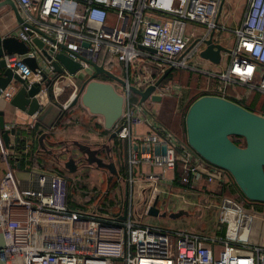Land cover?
I'll use <instances>...</instances> for the list:
<instances>
[{
	"label": "built area",
	"instance_id": "built-area-1",
	"mask_svg": "<svg viewBox=\"0 0 264 264\" xmlns=\"http://www.w3.org/2000/svg\"><path fill=\"white\" fill-rule=\"evenodd\" d=\"M13 1L22 20L35 29L28 34L27 26L18 24L21 29L17 33H0L14 35L29 45L23 54L3 53L1 57L4 66L24 80L26 88L41 78L40 70L44 71L52 101L67 111L77 81L93 71L90 61L101 63L124 79V84L110 78L99 79L110 82L113 88L117 84L119 91L114 89L122 96L120 115L106 130L115 132L108 141L112 154L119 155L115 159L114 186L119 187L115 194L123 195V203L100 205L92 198L86 205L73 207L71 203H82V193L106 197L107 187H81L76 198L69 192L77 181L73 183L67 176L39 167L28 171L30 185H19L0 131V224L5 264H264V247L250 245L239 236L246 228L243 221L247 215L245 208L230 197L222 196L217 210V221L225 225L223 235L171 230L141 222L151 205L158 209L159 194L168 192L165 186L171 189L176 159L181 160L182 181L193 185L203 175L207 180L216 177L220 184L223 180L215 165L208 164L179 140L143 101L139 104L132 100L128 87L131 84L142 90L171 66L176 73L185 68L198 70L201 75L196 74V86L207 94L242 99L256 90L264 95V0H244L240 23L231 29L235 41L228 48V62L218 71L199 66L203 58L198 53L204 46L202 38L211 30L214 34L225 29L216 18L220 0ZM11 17L15 20L12 12ZM195 26L201 31H196ZM33 36L52 47L51 59L60 50L77 61L79 68L72 73L65 69L56 72L50 59L31 41ZM195 37L199 38L187 48ZM24 56L36 57L38 66L34 72L23 62ZM188 79L182 82L178 74L169 76L155 85L149 95L175 99L172 111H179L189 102L188 97H183V91L190 88ZM231 84L246 89L241 95L230 94ZM19 85L11 78L0 88V98L9 102ZM39 86L35 97L41 106L49 99L46 85L39 81ZM42 91L44 96L39 95ZM260 114L264 116V111ZM96 121L102 125V118ZM34 122L32 114L29 126ZM139 125L145 129L137 132L134 128ZM10 126L13 124L5 125ZM120 165L123 171H119ZM121 214L124 217L118 219ZM247 247L248 252H243Z\"/></svg>",
	"mask_w": 264,
	"mask_h": 264
},
{
	"label": "water",
	"instance_id": "water-1",
	"mask_svg": "<svg viewBox=\"0 0 264 264\" xmlns=\"http://www.w3.org/2000/svg\"><path fill=\"white\" fill-rule=\"evenodd\" d=\"M224 0H220L216 12L218 17ZM7 4L11 10L17 24L27 26L26 32L31 34L35 27L22 20L18 8L13 0H1L0 6ZM199 37H195L187 46L190 47ZM204 46L199 51L198 55L203 59L216 64L220 60L221 51L228 52L229 49L224 47L219 42L213 40V30L208 35L201 39ZM31 41L41 50L47 59H50L53 69L56 72H61L65 69L67 72H74L79 68L77 61L69 58L62 51H55L51 59L52 47L43 44L40 39L33 36ZM59 47L65 49L63 43L58 42ZM86 46L87 42H83ZM145 47L142 45H137ZM47 48V49H46ZM152 50L149 47H145ZM29 45L22 39H18L14 35L0 34V88H3L6 83L14 78L20 85L9 100V104L15 108L16 112L21 114V119H14V123H23L29 125L31 116L34 114V120L46 128L53 126L55 120L66 109L58 102L47 100L41 106L38 104V99L35 94L39 91V81L44 85L49 83L44 71L40 70L41 78L32 81L26 88V84L22 78L12 72L8 67L4 66V61L1 57L3 53L23 54L27 52ZM23 62L34 72L38 66L35 56L22 57ZM93 68L79 84L76 93L69 101L67 107L73 106L80 102L90 113L99 114L102 117V126L108 129L114 120L120 115L122 108V96L115 91L112 84L107 81H102L96 78L98 74H102L110 79L116 80L119 83H125L124 79L115 75L110 70L104 68L101 63L90 61ZM171 66L166 67L162 73L148 84L144 89H138L135 86L128 84L130 91L138 95L137 102L140 104L147 99L150 91L160 80L167 74ZM149 101H158L160 97L151 94L148 97ZM185 140L187 146L197 155L208 161L209 163L225 169L234 178L236 184L243 194L251 199L264 201V116L260 113L253 112L235 101L220 97L213 94H202L191 101L184 115ZM31 128V127H30ZM0 131L4 145L8 147V134L14 133L15 139L19 138L20 131L14 129V126L5 127L2 113L0 112ZM29 131V130H28ZM234 134L242 136L245 144L238 145L229 138V135ZM115 135L114 131H110L107 135V140H110ZM42 133L38 141H42ZM24 137H22L23 139ZM78 149L85 154V159L89 163H95L96 166L106 168L109 173L114 172L113 161L110 160L111 155H108L109 160L102 159L96 155L97 149H91L87 145L73 142ZM106 152L108 147L104 145ZM163 150V148H162ZM17 166L19 163L17 162ZM64 166L69 168V171L75 169L72 163V158H68L64 162ZM108 178L106 180L108 181ZM126 203L124 202V209ZM150 215H158V209L151 205L147 211ZM160 215H164L161 213ZM124 217V214L117 216L118 219ZM4 238L2 227L0 224V264H5L4 260Z\"/></svg>",
	"mask_w": 264,
	"mask_h": 264
},
{
	"label": "crops",
	"instance_id": "crops-1",
	"mask_svg": "<svg viewBox=\"0 0 264 264\" xmlns=\"http://www.w3.org/2000/svg\"><path fill=\"white\" fill-rule=\"evenodd\" d=\"M240 8L242 9V6ZM3 14L6 17L7 24L4 27H2V29L0 30V33H5L8 31H10V33H14V32H12V30L15 27H17V25H15L14 21L8 22L9 18H11V16H9L10 13H9L8 8L5 10V12ZM240 19H241V17H239V18L236 17L234 19V21H232V24H231V27L229 30L230 32H231L232 28H234L235 26H237L240 23ZM222 30H224V29L216 30L214 32V34H213V40L214 41L221 43L220 41L224 40L226 38L231 39L232 42L235 41V38H234V36H232V33L229 34L227 32L225 35V33L222 32ZM201 63L206 65V68L207 67L210 68L212 65H214V63L208 61L207 59H202ZM222 67H224V66H222ZM96 78L97 79L102 78L104 80L107 79L104 76H97ZM81 81L80 80L77 81L78 85L80 84ZM44 94H45L44 91H42L39 95L44 96ZM260 94H262V93H260ZM183 97L190 98V95H186V90L183 91ZM62 98L63 97H60V99H62ZM242 99H244V98H242ZM242 99H240V100H242ZM0 112L2 113L4 125L13 124L15 130L21 129L20 134L22 137H24L23 138V145L21 147L20 152H18V149H16V146L14 147V145H15V134L9 133L8 134V145L9 146L7 147L9 162L13 166L16 165L17 162L19 163L18 166L17 165L15 166V174H16V177L18 178L19 185H21V186H27V185L31 184L27 181L28 180L27 177H28V171H30L32 169V167H39V168H44V169L56 171L57 173L66 176L65 172L69 171V170H68V168H66L64 166V162L66 160H68L69 157L70 158L72 157V160L75 161L74 167L76 166V160H74L75 157L73 154H75L78 157L79 154L82 152L78 149L77 146H76L77 149L74 151L71 150V148L65 147V144L67 145V143H69V142H71L73 145H75L73 143L74 140H71V138H73V137L69 138L70 141L67 139L71 134L70 132H80L83 134L86 133L88 136L92 135V133H95L98 137H101L103 140H105V142L108 141L107 140V135H108L107 130L104 127H102L105 130L104 131L100 127L97 126L98 129L95 131V128L93 125L94 123H91V120H95L94 122H97L96 119L99 118L100 115L90 113L87 110V108L84 107L81 103H76L73 106H71L67 111H65L66 115H67V119L69 121L63 123L60 126L55 125V126H52L50 128H46L43 125H41L40 123H38L37 121H35L33 123V125H35V126L33 128L31 136L29 134V132L31 130L29 125L23 124V123H14V119H21L22 118L21 114L19 112H16L17 113V115H16L15 114V108L12 105H10L9 102H4L1 98H0ZM93 116H95V117H93ZM73 118L74 119L77 118L78 122L73 121ZM83 123H85V124H83ZM144 129L145 128L142 125L136 126L134 128V130L137 132L143 131ZM42 133H46V138H45V140L42 139V141L40 143V141H38V138ZM59 134H61V135H59ZM58 135L60 137H57ZM29 139H31V141ZM61 140H67L69 142L65 141V144L60 147L58 145V143ZM71 143H69V144H71ZM78 143L86 146V144H84V143H81V142H78ZM72 144L69 146H72ZM55 145L57 146V149L54 148ZM45 148H47V150L43 152L42 149H45ZM60 148H62V152L59 151ZM49 149L51 151L55 150L54 151L55 155H54V153L51 154L49 152ZM65 150H68V151H65ZM63 152L64 153L67 152L68 154L66 156H64ZM102 152L106 156L113 155L111 149H110V153H109V151L106 153L104 147H102ZM61 153H63L62 156H59ZM97 153L99 154V152H97ZM97 153H96V155H97ZM48 155H50V157H48ZM28 156L29 157L33 156V158H34L33 160H34L35 164L31 167H27L26 159ZM19 158H22L21 164L19 162ZM49 160L51 161V163H49ZM85 162H87L88 165L93 164V163H89L87 160ZM47 164H52V165L46 166ZM114 166H115V164H114ZM59 167H61L62 169ZM96 167H99V166H96ZM56 168H58V169H56ZM75 170H76V168L72 171H69V172L73 173V172H75ZM2 171H3V164L0 161V176L2 174ZM67 177L69 179H72L71 176H67ZM74 178L77 180L81 179L78 177V174H75ZM105 180H106V178H105ZM219 184L220 183L217 182L216 177H214V179L206 181L204 179V175H203V177L198 182V189L197 190L193 189L195 191V193H193L192 195L197 200V203H195V205L197 204V207L209 208L212 205L211 201L212 200L215 201V207H216L215 218H214L215 227L212 230L211 234L214 233V234L223 235V233L225 231V225L222 223H219L217 221V210H218V205L221 201V197H217L216 195L213 194V192L216 191V188L218 187ZM78 191L73 192L72 188H70L69 193L71 195H74V196L77 195L79 197L80 194ZM76 205H83V204L81 203V200H80V202H78V203L76 202ZM242 206L245 208L244 212L247 215L243 221V223L247 229L245 228L244 231H241L239 236L241 235L242 236V237L240 236L241 238H245L247 240V243L250 245H261L264 247V201L246 202L245 206L244 205H242ZM249 248L250 247L243 248V252H248Z\"/></svg>",
	"mask_w": 264,
	"mask_h": 264
},
{
	"label": "rangeland",
	"instance_id": "rangeland-1",
	"mask_svg": "<svg viewBox=\"0 0 264 264\" xmlns=\"http://www.w3.org/2000/svg\"><path fill=\"white\" fill-rule=\"evenodd\" d=\"M244 5H245L244 0H224L223 1L221 11L219 13V16L217 17V23L225 26L226 29L222 30V32H224L225 35L227 32L229 34L231 33L229 30H230L232 21H234V19L236 17L237 18L240 17V13H239L240 11L239 10L241 9L240 7L242 6V8H243ZM7 8H8L7 4H3L0 6V30L2 29V27H4L7 24L6 17L3 14ZM9 13H10L9 16H11L10 11H9ZM13 21L14 20L11 17V18H9L8 22H13ZM20 29H21V27L17 26L12 30V32L17 33L18 31H20ZM195 30L200 32L201 28L198 26H195ZM220 42H221L220 44H222L226 48H231L232 44H234V43H232L231 39H227V38L224 40H221ZM229 56H230V54L228 52L221 51V57H220L219 62L212 65L210 67V69L218 71L219 68H222V66H226L228 59H229ZM191 62H194V60H191ZM198 65L206 67V65L201 63V61ZM183 73H184V76L186 78H189L187 80V85H189V86L191 85L192 81L190 82V80H191L190 78H194V80H195L194 86L193 87L190 86V88H188L186 90V95H191L190 93L194 89L198 91V86H196V81L199 77L197 75H201L198 72V70L191 69V68H185L183 70ZM203 76H205V75L203 74ZM77 86H79V85L77 84ZM239 87L240 86H238V85L231 84V85H229L228 92L230 94H234L235 92H239L241 95L245 90L242 88L240 89ZM114 88L119 91V86L117 84H114ZM240 98H242V97L240 96ZM131 99L135 101L136 95L132 94ZM77 103H79V102H77ZM143 103H144V106L149 110V112L153 116H155L159 119H162L165 122H170L174 118V115L172 114V112H173L172 111V104H175L176 101L173 98H162L158 101H149L148 99H145L143 101ZM93 117H95V116H93ZM99 118H101V116H99ZM76 121L78 122L77 118H76ZM94 121L95 120H91V123H94V124L98 123V122H94ZM83 124H85V123H83ZM94 128H95V131L98 129V127H96V126H94ZM70 133H71L70 136L67 138L69 141H70L69 138L73 137L74 139L71 138V140L84 143L87 146H89V148H91V149H100L102 151V148H100L101 147L100 145L103 143H107L101 137H98L95 133H92V135H89V136L86 133L83 134L80 132H70ZM59 135H61V134H59ZM59 135L57 137H60ZM42 139H43V137H42ZM65 141H67V140H61V142H64L63 144H65ZM69 141H67V142H69ZM69 143H71V142H69ZM69 143H67V145L65 144V147L71 148L73 151L77 149L76 145H73L71 143L72 146H69V145H71ZM177 146L180 147L178 144H177ZM54 148L57 149V146L55 145ZM54 151L55 150H52V151H50V153L51 154L54 153V155H55ZM59 151L62 152V148H60ZM65 151H68V150H65ZM63 153H61L59 156H62ZM67 154L68 153L65 152L64 156H66ZM73 155L75 157L74 160H76V166H75L76 170L73 173L69 172V171L65 172L66 176L72 177L73 183L75 181H79L80 184L83 183V186H81V187H84V189H88L90 187H93V188L96 187L98 189H104L107 187L106 198L108 200V204L110 206H115L119 202H120V204L123 203V195L121 194L119 196V195L115 194L116 193L115 191L119 192V187L117 189V186L116 185L114 186L113 171H110L111 173H109V171L104 167H100V166L96 167L95 163L88 165L87 162H85L86 160L84 158V156H85L84 153H80L78 157L75 154H73ZM97 156L104 159V161L109 160L103 152H101L99 154L97 153ZM118 156H119L118 154L114 155V153H113V155H111L110 160L113 161V164H115V159L118 158ZM48 157H50V155H48ZM79 159H81V160H79ZM72 162L75 165V161L72 160ZM49 163H51L50 160H49ZM51 165L52 164H47L46 166H51ZM59 168H61V167H59ZM56 169H58V168H56ZM112 169H114V172H116L115 166ZM75 174H78V177L81 179L80 180L75 179L74 178ZM107 177H109V178H108V181L106 180V183H105L104 181H105V178H107ZM71 188H72L73 192L77 191L79 189V188H76L74 184L71 186ZM166 188L167 187L165 186L164 190L168 191V192H165V194L160 193L158 200H157V203H156V206L159 209V214L158 215L144 214L140 219L141 222L145 223V224H149V225L164 227V228L171 229V230H183V231L197 232V233H201V234H211L212 230L215 227V225H214L215 224L214 223V221H215L214 220L215 209H216L215 201L214 200L211 201L212 205L209 208L197 207V204L195 205V203H197V200L192 195L193 193H195L194 190L185 189V188H180L177 190L171 188L170 190H167ZM78 192H79V194L81 193L80 191H78ZM75 197L78 198L77 195ZM100 205H102V204L100 203ZM71 206L75 207L77 205H76V203H71ZM161 213H164V215H160Z\"/></svg>",
	"mask_w": 264,
	"mask_h": 264
},
{
	"label": "trees",
	"instance_id": "trees-1",
	"mask_svg": "<svg viewBox=\"0 0 264 264\" xmlns=\"http://www.w3.org/2000/svg\"><path fill=\"white\" fill-rule=\"evenodd\" d=\"M174 74H178V77L180 78V80L183 82V80H185V76H184V73H183V70H181L179 73H176V71L174 69H170L167 74L160 80V81H164L166 78H168L169 76H172ZM106 77V76H104ZM108 78V77H106ZM156 79V78H155ZM190 82H191V85L190 86H194V78H190ZM240 86L239 88L241 89H245L244 86L242 85H238ZM229 88V87H228ZM46 93H47V96H48V99L49 100H52V96H51V91H50V83H48L46 85ZM209 92H206V91H197V90H193L191 91V95H190V98H189V102L186 103L180 110L179 112L176 111V112H172V114L174 115V118L170 121V122H165L163 121L162 119H159L157 118L160 122H162L166 128H168L179 140H181L183 143L186 144V140H185V127H184V115H185V112H186V109L189 105V103L191 101H193L196 97L202 95V94H207ZM134 94L136 95V100L138 99V95L133 93V92H130V96ZM259 91H256V90H251L250 93L247 95L246 98L240 100V99H236V98H232V97H227V99H230L231 101H235L237 103H239L240 105H242L243 107L253 111V112H256V113H261L262 111H264V95L263 94H260ZM256 99V100H255ZM67 120V115H66V112L65 110L60 114V116L55 120L53 126H60L62 125L63 123H65V121ZM94 126H98L100 127L102 130H104L102 128V125L99 124V123H95L93 124ZM35 125H33V127H31L30 129V136L32 134V131H33V128H34ZM21 133V129H18ZM105 131V130H104ZM46 138V133H44V136H43V139L45 140ZM229 138L234 141L236 144L238 145H244L245 144V140L242 136H238V135H234V134H231L229 135ZM31 141V139H29ZM64 142H61L59 141L58 145L61 147L63 146ZM23 145V139H22V136L21 134H19V138L18 139H15V145L14 147L16 146V149H18V152H20L21 150V147ZM104 145H106L108 147V151L110 153V149L112 147L111 144H109V141H107V143H103L101 144L100 148L104 147ZM187 145V144H186ZM31 147V146H30ZM105 148V147H104ZM106 149V148H105ZM47 148L45 149H42V151H46ZM72 150V149H71ZM51 150L49 149V152ZM97 151L99 153H101L102 151L100 149H97ZM106 151V150H105ZM107 153V152H106ZM57 157V156H56ZM72 158V157H71ZM85 158V156H84ZM108 158V156H107ZM33 156H28L27 159H26V162H27V167H31L35 164L34 160H33ZM81 160V159H79ZM19 162L20 164L22 163V158H19ZM208 164L212 165L211 163L207 162ZM16 165H14L15 167ZM217 169H219L221 171V176H222V183L218 185V187L216 188V191L213 192L214 195H216L217 197H222V196H226V197H230L232 199H235L237 200L241 205H244L245 206V203L246 202H259L258 200H251L249 198H247L243 192L240 190V188L238 187V185L236 184L234 178H232V176L229 174V172L225 169H222L218 166H215ZM119 171H123V165H120L119 166ZM182 168H181V160L180 159H176L175 160V164H174V168H173V178L172 180L170 181V185L169 187L172 188V187H178V188H185V189H194V190H197L198 189V182L191 185L189 183V181H182L181 180V174H182ZM115 175H113V179H114ZM204 179L207 181L206 177L204 176ZM67 182H70L69 179H67ZM106 183V180L104 181ZM110 182V181H109ZM209 182V181H208ZM81 186H83V183L80 184L79 181L76 182V188H81ZM68 198V197H67ZM92 198L94 200H96L98 203H101V204H106L108 203V200L105 196H102L100 194H96V195H93L91 197V195H89V193H82L81 194V199H82V204L83 205H86L87 202H89V200H92ZM99 210V213L103 212L102 209H98ZM112 215H114V211H112L111 213Z\"/></svg>",
	"mask_w": 264,
	"mask_h": 264
},
{
	"label": "flooded vegetation",
	"instance_id": "flooded-vegetation-1",
	"mask_svg": "<svg viewBox=\"0 0 264 264\" xmlns=\"http://www.w3.org/2000/svg\"><path fill=\"white\" fill-rule=\"evenodd\" d=\"M240 17H242V15H243V13H244V7L242 8V9H240ZM14 22H15V25H17L18 26V24H17V22L14 20Z\"/></svg>",
	"mask_w": 264,
	"mask_h": 264
}]
</instances>
